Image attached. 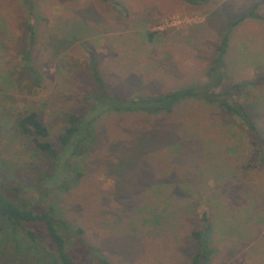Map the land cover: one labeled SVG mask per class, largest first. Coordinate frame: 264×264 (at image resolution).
Here are the masks:
<instances>
[{
    "label": "rangeland",
    "instance_id": "rangeland-1",
    "mask_svg": "<svg viewBox=\"0 0 264 264\" xmlns=\"http://www.w3.org/2000/svg\"><path fill=\"white\" fill-rule=\"evenodd\" d=\"M117 1L0 0L2 192L34 196L32 185L53 163L16 130L19 117L38 111L60 149L68 114L83 110L97 88L93 68L114 95L205 82L228 24L257 2L264 17L263 0ZM229 44L230 85L264 74V20H243ZM246 93L264 137V84ZM95 124L93 149L72 160L79 181L32 197L84 230L70 229V242L81 239L114 264H191L192 232L203 229L205 213L215 247L207 264H264V166L254 163L238 120L192 99L172 115L112 112Z\"/></svg>",
    "mask_w": 264,
    "mask_h": 264
},
{
    "label": "trees",
    "instance_id": "trees-1",
    "mask_svg": "<svg viewBox=\"0 0 264 264\" xmlns=\"http://www.w3.org/2000/svg\"><path fill=\"white\" fill-rule=\"evenodd\" d=\"M104 1L115 8L119 6L117 0ZM184 1L199 5L209 0ZM259 4L257 2L249 13L228 24L217 48L215 64L207 73L205 82L182 85L158 95H114L99 71L93 68L92 75L97 88L85 99L86 106L83 110L68 114L65 129L58 138L60 149L49 139L50 128L40 118L38 111L33 110L19 117L15 124L16 130L32 139L36 151L53 159L50 169L47 168L44 176L32 185V191L37 192L33 193L45 195L44 193L47 194L51 189L67 192L72 187L69 184L72 180H75V183L79 181L82 172L78 168L76 173L77 168L72 160L93 149L96 142L95 122L103 114L114 112L167 116L174 114L180 104L192 99L218 105L233 119L238 120L251 137L256 154L254 163L264 166V137L261 133L263 128L254 119L252 106L255 105L247 104L249 97L247 98L246 93L247 88L264 84V74L253 80H243L230 85L226 81L224 62V56L230 47L232 29L249 17L264 20V17L256 12ZM33 33L31 29L32 36ZM152 37L153 33L150 34V39ZM23 57L30 62L29 49ZM254 163L247 165L252 166ZM73 173L76 174L71 177L70 174ZM34 196L13 198L0 190V264H114L102 254L90 249L84 241L77 239L79 235L76 234L78 244L70 242V229L78 234H82L84 230L74 227L61 213L55 212L54 208H37L36 200L32 199ZM202 219L203 229L192 232L197 245L191 264H207L215 251L214 246L209 247L212 243L208 240L212 230L210 218L204 213Z\"/></svg>",
    "mask_w": 264,
    "mask_h": 264
}]
</instances>
